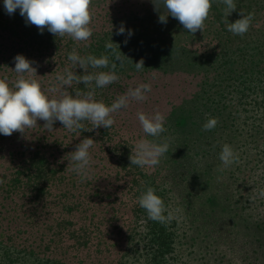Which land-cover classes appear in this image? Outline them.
Here are the masks:
<instances>
[{"label": "trees", "instance_id": "16d2710c", "mask_svg": "<svg viewBox=\"0 0 264 264\" xmlns=\"http://www.w3.org/2000/svg\"><path fill=\"white\" fill-rule=\"evenodd\" d=\"M110 5H129L130 11L105 19ZM96 17L110 29L88 28ZM167 73L189 77L192 92L161 119L156 126L161 141L152 142L162 151L182 145L186 168L181 175L195 199L187 204L205 205L198 214L212 224L214 213L221 212L215 205L222 197L234 198L224 190L228 174L264 168L259 165L264 160V0H0V128L14 139L29 131L34 157L40 158L38 172L52 163L41 154L46 148L75 155L92 149V158H83L88 164L100 161L107 147L119 149V142L106 143L116 134L110 111L124 113L130 90L145 89ZM15 119L23 130L9 127ZM117 162L126 165L122 157ZM160 194L149 190L143 212L147 230H136L140 216L136 221L134 214L129 243L115 264H196V259L232 264L228 248L209 251L204 239L199 238L201 246L191 242V226L180 230L171 215L173 203L159 211ZM235 194L238 201L228 211L229 216L234 211L235 227L239 212L243 218L250 212L264 215V201L249 204L243 189ZM245 229L255 239L258 259L264 252V237H259L264 223L258 219L255 228ZM183 234L188 246L180 255L177 242ZM12 252L0 249V264H46L31 252ZM248 257L242 253L241 261Z\"/></svg>", "mask_w": 264, "mask_h": 264}, {"label": "rangeland", "instance_id": "374dc122", "mask_svg": "<svg viewBox=\"0 0 264 264\" xmlns=\"http://www.w3.org/2000/svg\"><path fill=\"white\" fill-rule=\"evenodd\" d=\"M129 11V5H110L103 16L106 19L108 14L127 15ZM89 20L86 17V24ZM102 21L96 17L88 28L97 32L110 29L111 24ZM141 89L130 90L133 96L124 113L110 111L116 134L106 143L112 147L119 142L120 147L112 152L108 147L105 152L102 150L100 161L95 158L85 163L83 158H92V149L75 155L46 148L41 154L52 163L38 172L40 158L34 157L29 131H21L22 137L14 139L10 133L1 131L5 127L0 128V249L15 250L11 255L31 252V258H39L46 264H115L129 243L126 234L133 227L130 220L134 214L136 221L140 216L136 230L141 234L147 230L143 212L148 210L149 190L153 187L161 191L163 198L159 211L173 203L175 215H171L177 218V227L185 231L187 225L191 226V242L204 239L209 251L228 248L232 264H264V252L256 259L255 239L251 230L245 229V225L255 228L258 219L264 223V215L258 217L250 212L252 216L245 214L243 218L239 212V224L235 227L234 211L231 216L228 214L238 201L235 190L247 192L249 204L264 201V177L261 178L264 168L255 165L249 175L245 174V168L235 170L232 176L228 174L230 181L223 186L233 192L234 198L222 197L215 205L221 212L214 213L212 224H204L207 218L198 211L207 207L199 202L187 204L195 199L189 196L191 189H187L181 175L186 168L182 145L173 144L162 151L152 142L157 144L161 138V133H156L161 119L190 96L191 80L180 73H167ZM18 123L15 119L9 127L23 130ZM120 157L126 165L117 162ZM262 163L264 160L259 165ZM225 175L227 172L222 169L221 177ZM153 178L155 182L151 181ZM214 189L217 191L218 187ZM197 193L201 195L202 191ZM231 230L235 231V239L228 240ZM259 237H264V231H260ZM201 240L199 246L203 245ZM187 246L183 234L176 251L183 255ZM244 252L249 257L242 262Z\"/></svg>", "mask_w": 264, "mask_h": 264}]
</instances>
